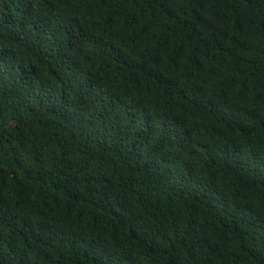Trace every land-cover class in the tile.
<instances>
[{"label": "trees", "instance_id": "obj_1", "mask_svg": "<svg viewBox=\"0 0 264 264\" xmlns=\"http://www.w3.org/2000/svg\"><path fill=\"white\" fill-rule=\"evenodd\" d=\"M0 264H264V0H0Z\"/></svg>", "mask_w": 264, "mask_h": 264}]
</instances>
